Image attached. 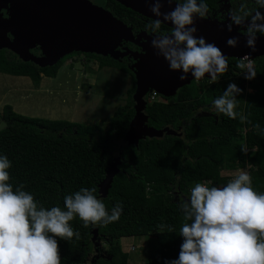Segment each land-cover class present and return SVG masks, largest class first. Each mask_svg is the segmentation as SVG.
I'll use <instances>...</instances> for the list:
<instances>
[{
    "label": "trees",
    "instance_id": "16d2710c",
    "mask_svg": "<svg viewBox=\"0 0 264 264\" xmlns=\"http://www.w3.org/2000/svg\"><path fill=\"white\" fill-rule=\"evenodd\" d=\"M105 1L108 11L128 24L134 11L115 0ZM84 54L98 61L100 67H114L133 77L127 101L114 111L107 127L29 117L15 112L8 104L1 113L6 127L0 131V155L7 156L12 164L8 169L9 183L13 190L23 184V190L45 208L63 207L64 197L82 187L95 188L97 196L114 149L120 155L119 172L113 177L107 196L99 199L109 212L119 202L122 213L117 222L95 226L98 240H103L107 248L101 252L95 246L90 238L93 226L84 227L77 217L69 223L80 233L79 239L57 238L61 264H127L129 253L122 249L120 239L132 236L147 237L146 264H164L165 260L178 258L183 242L179 229L184 222L179 202L190 196V188L198 182H210L211 187L226 185L227 177L243 170L246 163L252 165L253 188L264 193V56L253 59L259 70L250 84L255 91H242L236 97L240 106L235 110L251 123L242 124L239 117L230 119L215 113L212 103L227 88L226 77L208 87L188 83L172 97L158 94L159 99L151 101L149 94L145 96L146 124L157 130L169 127L177 134L144 138L137 145H129L122 138L134 115V74L126 61ZM65 58L39 67L20 60L10 50L0 49V72L27 76L38 85L42 75L54 77ZM237 62L231 58L228 66L242 72ZM236 86L239 88V84ZM254 125H259V129L254 130ZM117 142L120 145L116 148ZM161 224L166 225L163 234L157 232ZM169 227L173 232L168 231Z\"/></svg>",
    "mask_w": 264,
    "mask_h": 264
},
{
    "label": "clouds",
    "instance_id": "9594fccd",
    "mask_svg": "<svg viewBox=\"0 0 264 264\" xmlns=\"http://www.w3.org/2000/svg\"><path fill=\"white\" fill-rule=\"evenodd\" d=\"M175 7L161 12V0H155L150 8L153 19L146 30L155 37L151 47L168 63L171 71H179L180 80L191 73L196 81L205 78L216 83L228 69V57L214 43L195 35V19H205L208 6L204 0H165ZM255 8L241 5L238 11H228L229 32L235 26L247 37L246 46L256 51L257 36H264V0H253ZM162 17V19H161ZM162 24H170L168 32L161 30ZM242 30V31H241ZM227 46L235 47L236 38H229ZM249 54L239 58L237 68L246 70L245 80L256 77L255 65ZM242 89L229 83L223 94L212 106L217 115L251 123L243 113H238L237 94ZM254 130L259 125L253 126ZM244 151V149H242ZM11 161L0 155V264H61L58 239H79L70 221L79 218L84 227L107 226L117 222L122 213L118 202L111 212L97 198L95 188H80L63 199V207L45 208L32 194L18 185L13 190L9 183L8 169ZM209 182L196 183L190 196L182 199L178 207L183 214L179 236L178 258L165 260L164 264H264V193L252 186L249 172L240 170L222 187H209ZM166 225H158L157 232L163 234ZM169 232H173L171 227Z\"/></svg>",
    "mask_w": 264,
    "mask_h": 264
},
{
    "label": "water",
    "instance_id": "95a60500",
    "mask_svg": "<svg viewBox=\"0 0 264 264\" xmlns=\"http://www.w3.org/2000/svg\"><path fill=\"white\" fill-rule=\"evenodd\" d=\"M10 3L11 18L0 23V49H7L22 61H30L39 67L56 64L64 56L72 52L95 53L109 55L114 59L130 56L139 60L130 66L135 77V91L132 94L134 115L129 122L122 142L137 145L140 139L157 138L163 135L177 133L165 127L157 130L146 124L145 96L155 90L164 97H172L177 90L188 84L193 78L191 73L187 79L180 80L179 71H171L168 63L159 54V49L151 47V40L143 45L145 53L117 50L120 42L133 40L132 30L110 11L96 4L93 0H7ZM126 8L150 19H156L150 8L155 0H115ZM161 12L171 11L175 3L169 5L161 0ZM162 19V17H161ZM197 37H204L209 43H214L227 57L239 60L245 54L251 59L264 56V36H257L256 51L246 46L247 37L229 32L226 27L205 18H194ZM171 28L170 24H165ZM8 34L12 36L10 39ZM155 38V37H154ZM229 38H236V46H227ZM38 46L41 55L30 52ZM207 77V74H206ZM6 127V122H0V131ZM120 155L114 156L106 174L99 183L98 198H105L111 186L113 177L119 172ZM90 238L97 246V228L90 229ZM103 256V255H102ZM93 260V259H92Z\"/></svg>",
    "mask_w": 264,
    "mask_h": 264
},
{
    "label": "rangeland",
    "instance_id": "374dc122",
    "mask_svg": "<svg viewBox=\"0 0 264 264\" xmlns=\"http://www.w3.org/2000/svg\"><path fill=\"white\" fill-rule=\"evenodd\" d=\"M66 57L56 75H42L38 85L27 76L0 72V122L2 109L8 104L15 112L29 117L98 123L107 127L114 111L127 101L133 77L114 67H100L98 61L84 53ZM229 71L238 74L228 68L218 80L228 77ZM118 145L120 142L116 143V148ZM113 154L116 156L115 149ZM146 240V236L120 239L122 249L129 253L127 264H146ZM96 242L101 252L107 248L103 240Z\"/></svg>",
    "mask_w": 264,
    "mask_h": 264
},
{
    "label": "flooded vegetation",
    "instance_id": "af4514ba",
    "mask_svg": "<svg viewBox=\"0 0 264 264\" xmlns=\"http://www.w3.org/2000/svg\"><path fill=\"white\" fill-rule=\"evenodd\" d=\"M93 1L96 4L102 6L106 9V6H105L106 1L105 0H101L102 2H100L98 0H93ZM176 2H182V0H176ZM198 2H199V0H198ZM204 2L208 6V14H207L206 18L217 23L218 25L223 26V27H226V25L228 24V11L230 9H232L233 11H238L242 4L245 5L246 7H249V8H255V4L253 3V0H204ZM260 11L264 12V8H261ZM131 14H132L131 19L128 20V24L126 23V25L133 32V40H130V41L122 40L120 42L117 50L120 52L130 50V51L136 52L137 54H143V53H145L144 52L145 48L143 45L147 44V38L148 37L154 38V36L152 37L151 33L146 30L147 25L153 19L147 18L143 15H139L136 12L131 13ZM10 18H11L10 3L7 0H0V23L8 21ZM161 30L164 32H168L170 30V27L165 25V24H162ZM232 31L237 33V34H240V32L238 31V29L235 26H233ZM8 37L10 39L12 38V36L10 34H8ZM30 52L36 56L41 55V50L38 46L31 48ZM119 55L120 56L118 59H114L109 55H106L103 57H110V58L117 60V61H126V62H128L129 68L131 65H133L136 62V60L140 59L139 56H137L136 59H134V57L130 56L129 52L125 56H121V53H119ZM231 58H234V57H228V63H229V60ZM228 68H231V67L228 66ZM255 70H257L256 67H255ZM258 71L259 70L256 71V75H257ZM229 73H230V71H229ZM237 73H238L237 75L236 74L233 75L232 73H230V75L228 77H226L224 80L228 84L229 83L239 84V89H242L244 94L254 92L255 90L253 87L250 86V84L256 80V77L253 80L249 81V80H245L244 76L243 77L240 76L241 71L237 72ZM243 75H245V74H243ZM189 83H194L195 85L204 86V87H208L211 84V83H209V78L206 76L204 79H202L200 81H196L194 78H192L189 81ZM237 106L238 107L240 106V102H237Z\"/></svg>",
    "mask_w": 264,
    "mask_h": 264
},
{
    "label": "built area",
    "instance_id": "2783aa9c",
    "mask_svg": "<svg viewBox=\"0 0 264 264\" xmlns=\"http://www.w3.org/2000/svg\"><path fill=\"white\" fill-rule=\"evenodd\" d=\"M253 61V60H252ZM254 63V62H253ZM242 74H246V70H242V72H241ZM149 100H151V101H154V100H158L159 98H158V93L155 91V90H151L149 93ZM246 150L248 151L249 149L248 148H246ZM251 164H249V163H246V165H245V168L243 169V171H246V172H249L250 173V168H251ZM236 175V174H235ZM235 175L234 174H232V175H230L229 177H227V182L229 181V180H231V179H233L234 177H235ZM204 182H207V181H203L202 183H204ZM209 187H211V184H210V182H209V185H208ZM194 187V186H193ZM192 187V188H193ZM217 187H222V186H217ZM192 188H190V190H189V193L191 192V189Z\"/></svg>",
    "mask_w": 264,
    "mask_h": 264
},
{
    "label": "crops",
    "instance_id": "0c3cea01",
    "mask_svg": "<svg viewBox=\"0 0 264 264\" xmlns=\"http://www.w3.org/2000/svg\"><path fill=\"white\" fill-rule=\"evenodd\" d=\"M145 246V245H144ZM144 248H146V247H144Z\"/></svg>",
    "mask_w": 264,
    "mask_h": 264
}]
</instances>
